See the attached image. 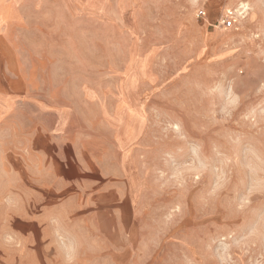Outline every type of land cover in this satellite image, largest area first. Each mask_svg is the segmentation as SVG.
<instances>
[{
	"label": "rangeland",
	"instance_id": "rangeland-1",
	"mask_svg": "<svg viewBox=\"0 0 264 264\" xmlns=\"http://www.w3.org/2000/svg\"><path fill=\"white\" fill-rule=\"evenodd\" d=\"M0 264H264V0H0Z\"/></svg>",
	"mask_w": 264,
	"mask_h": 264
},
{
	"label": "built area",
	"instance_id": "built-area-1",
	"mask_svg": "<svg viewBox=\"0 0 264 264\" xmlns=\"http://www.w3.org/2000/svg\"><path fill=\"white\" fill-rule=\"evenodd\" d=\"M199 14L204 15L205 13L204 11L201 10ZM236 17H237V13L234 10L228 9L220 20L222 27L224 28L230 27L234 22V20L236 19Z\"/></svg>",
	"mask_w": 264,
	"mask_h": 264
}]
</instances>
